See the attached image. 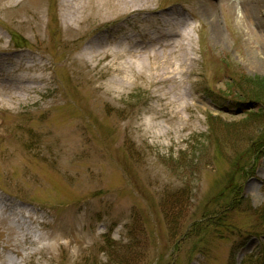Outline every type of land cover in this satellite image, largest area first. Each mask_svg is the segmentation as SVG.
Instances as JSON below:
<instances>
[{"label":"rangeland","instance_id":"1","mask_svg":"<svg viewBox=\"0 0 264 264\" xmlns=\"http://www.w3.org/2000/svg\"><path fill=\"white\" fill-rule=\"evenodd\" d=\"M127 1L152 9L0 0V264H264V98L217 97L264 77V0ZM170 12L192 32L174 78L108 54Z\"/></svg>","mask_w":264,"mask_h":264},{"label":"bare ground","instance_id":"2","mask_svg":"<svg viewBox=\"0 0 264 264\" xmlns=\"http://www.w3.org/2000/svg\"><path fill=\"white\" fill-rule=\"evenodd\" d=\"M117 1L119 2L120 0ZM125 1L127 4L126 2L124 3V1L121 4H117L114 0H79V21L94 23L95 18L99 17L109 21L119 18L122 15L137 14L141 13V10L152 9L148 4L134 7L129 1ZM145 1L151 2L154 0ZM246 2L248 6L252 7L251 4L254 0H246ZM0 4L1 9H6L11 6L10 3L2 4V2H0ZM202 7L204 8V12L211 13L214 9V4L211 0H203ZM232 10L238 18L242 17L243 10L237 4L232 5ZM249 12L252 13L253 10ZM70 13L71 11L68 10L67 16ZM165 15L166 16L163 18L157 17L152 23H146V26L148 25L149 27L143 33V36L148 38L147 44L143 45V41L130 43L129 41L133 40L135 35H124L120 39L113 41L109 49L111 52H108V54L116 59L125 56L135 57L138 61L148 64H150L149 61L161 62L173 73L170 75L171 77L167 78H174V73L177 71L175 61H173L176 57L175 54H177L176 50L181 49L180 51H184L183 54L185 55L186 49L191 45V24L178 17L177 13L170 12ZM100 24H98V26ZM214 32L215 35L217 34V37H220V32L219 30L217 31L216 25L214 26ZM152 45L158 46L159 48L150 47Z\"/></svg>","mask_w":264,"mask_h":264},{"label":"trees","instance_id":"3","mask_svg":"<svg viewBox=\"0 0 264 264\" xmlns=\"http://www.w3.org/2000/svg\"><path fill=\"white\" fill-rule=\"evenodd\" d=\"M15 39H17V35L15 36ZM239 78H240V81H239ZM234 81H232L231 83H226V89L225 90H220V91H218L217 90V94H218V96L217 97H219V95H221V94H223V95H226L228 92H234L235 90H236V88H238V86H237V84H238V81H239V84L241 85L242 84V82L241 81H243V80H245V83L246 84H248V86H250V87H252V88H254V87H256L257 88V91L259 92V94L258 95H260L261 97H263L264 98V77H254V78H251V77H243V76H241L240 75V77H236V78H234L233 79ZM244 83V82H243ZM255 89V88H254ZM260 97V98H261ZM199 145L200 146H195V153L197 152V151H200V150H202V144L201 143H199ZM249 203V202H248ZM250 204V203H249ZM232 206L231 205V203L230 202H228L227 204H226V206ZM264 213V212H263ZM262 213V214H263ZM221 220V217H220V215L219 216H215V217H212V216H209V218H204V219H201L200 221H198L199 222V224H198V226H202V228L203 227H205L206 228V230L208 229V227H209V222H217V221H220ZM197 222V223H198ZM196 223V224H197ZM202 223V224H201ZM201 232H203L204 231V229H201V228H198ZM196 230V229H195ZM199 232V231H198ZM107 249H108V251L110 252V253H114V251H113V248H114V245H113V243L111 242V243H109L107 246ZM179 246L177 245V248H178Z\"/></svg>","mask_w":264,"mask_h":264}]
</instances>
